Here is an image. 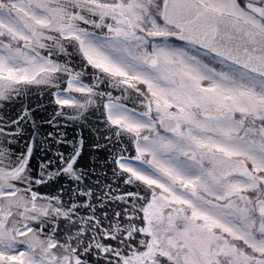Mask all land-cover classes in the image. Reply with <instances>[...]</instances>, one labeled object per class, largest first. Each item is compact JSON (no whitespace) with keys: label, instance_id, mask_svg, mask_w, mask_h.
Here are the masks:
<instances>
[{"label":"snow or ice","instance_id":"6c2138e0","mask_svg":"<svg viewBox=\"0 0 264 264\" xmlns=\"http://www.w3.org/2000/svg\"><path fill=\"white\" fill-rule=\"evenodd\" d=\"M0 264H264V0H0Z\"/></svg>","mask_w":264,"mask_h":264},{"label":"flooded vegetation","instance_id":"af4514ba","mask_svg":"<svg viewBox=\"0 0 264 264\" xmlns=\"http://www.w3.org/2000/svg\"><path fill=\"white\" fill-rule=\"evenodd\" d=\"M36 104H44L45 106L48 105V97L45 96V98L43 100H41L38 97H33L32 98V105L35 106ZM46 113L43 112V110H39L37 115H45Z\"/></svg>","mask_w":264,"mask_h":264},{"label":"water","instance_id":"95a60500","mask_svg":"<svg viewBox=\"0 0 264 264\" xmlns=\"http://www.w3.org/2000/svg\"><path fill=\"white\" fill-rule=\"evenodd\" d=\"M86 132H87V131H86ZM86 134H87V133H86ZM87 135H88V134H87ZM87 135H86V136H87Z\"/></svg>","mask_w":264,"mask_h":264}]
</instances>
